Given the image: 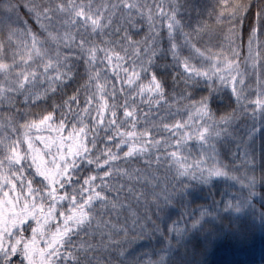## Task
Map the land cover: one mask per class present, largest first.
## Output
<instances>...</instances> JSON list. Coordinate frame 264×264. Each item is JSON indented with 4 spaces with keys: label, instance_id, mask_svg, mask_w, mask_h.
Returning <instances> with one entry per match:
<instances>
[{
    "label": "snow or ice",
    "instance_id": "snow-or-ice-1",
    "mask_svg": "<svg viewBox=\"0 0 264 264\" xmlns=\"http://www.w3.org/2000/svg\"><path fill=\"white\" fill-rule=\"evenodd\" d=\"M182 7L188 6L178 0H28L27 4L0 0V104L8 102L18 112L12 98L22 96L32 108L52 101L39 113H19L23 123L15 116H0V264H103L95 253L119 249L135 239L128 228L118 229L100 218L109 207L113 211L120 207L109 200L107 181L121 174V161L161 150L167 155L156 158L172 161L179 187L157 194L158 211L179 202L193 181L211 185L215 179L236 182L247 190L246 196L229 199L227 209L240 213L252 206L264 175L258 179L245 172V183L226 170L217 145L232 136L238 112L250 116L253 125L241 147L245 167L255 169L251 147L256 134H264V0L194 4L195 20L187 24L180 19ZM21 8L35 17L40 33L21 17ZM250 14L245 58L244 29ZM140 21L147 22L151 35L138 42L132 33ZM165 29L167 49L161 39ZM65 49L77 51L87 61V82L72 95L64 91L73 79ZM169 58L170 66L158 62ZM249 65L253 72L257 66L262 70L257 88L247 83ZM169 79L175 105L168 101ZM179 84L183 88L177 96ZM249 93L255 99H249ZM62 94L66 98L54 100ZM138 102L149 111L140 113ZM233 103L238 106L233 111L223 115L213 111L214 106L223 104L227 109ZM164 108L169 110L167 116L161 115ZM182 114L186 119H177ZM139 126L144 130L138 131ZM154 131L167 137L157 139ZM98 132L105 133L103 149L97 145ZM112 144L116 147H108ZM85 168L104 174L85 179ZM122 174L131 178L127 170ZM208 215L203 211L191 228ZM130 227L135 230L136 224ZM187 231L188 226L171 228L179 237ZM97 233L102 234L99 246L88 240ZM116 235L123 239H115ZM172 244L170 239L169 248ZM155 264H167V255Z\"/></svg>",
    "mask_w": 264,
    "mask_h": 264
},
{
    "label": "trees",
    "instance_id": "trees-1",
    "mask_svg": "<svg viewBox=\"0 0 264 264\" xmlns=\"http://www.w3.org/2000/svg\"><path fill=\"white\" fill-rule=\"evenodd\" d=\"M88 2L108 3L109 0H88ZM111 2L114 3L115 0H111ZM178 2L188 6L180 9V19L187 24L190 20H195L192 5H210L215 3V0H178ZM19 3L27 4L28 0H19ZM197 11H200L199 7H197ZM20 15L28 22L33 31L41 32L35 17H32L26 8L20 9ZM201 19L209 24L212 23L206 16H202ZM252 22L253 16L250 14L244 29L245 42L242 56L245 58L247 57L248 25ZM137 28L138 31L135 30ZM150 35L151 32L146 21H140L137 25H134L132 33L134 40L143 41ZM161 39L163 40L162 46L167 49L166 29L162 31ZM64 55L70 57L68 64L72 66L71 72L73 74V79L67 84L64 91L68 95H72L74 92H80L87 82V61L80 59V53L75 50L65 49ZM158 62L161 65H171L170 58ZM261 71L260 67L257 66L255 72H253L251 65H249L247 81L249 87H258ZM254 74L257 77L256 80L253 79ZM116 83L118 85L119 81H116ZM166 87L168 89L169 104L175 105L176 101L171 98L174 91L171 79H169ZM182 88V84L176 86L175 94L177 96H179ZM125 91H127L126 86ZM204 94L206 95V93ZM62 98L66 97H63L62 94L55 97L54 100L60 101ZM249 99H255V96L249 93ZM51 102L50 100L49 104H40L39 107L32 108L25 105L22 96L15 97L12 98L11 103L18 109V112H14L9 103L5 102L0 104V116H15L17 120L23 123L24 121L20 118L19 113L28 111L39 113L42 108L49 107ZM138 107L140 113L149 111L147 107L139 105V102ZM179 107L182 109L183 105L181 104ZM237 108L238 106L234 103L231 108L227 109L223 104H220L219 108L214 106L213 111L223 115L225 111H233ZM168 111L167 108L162 109L161 115L167 116ZM237 115L239 118L230 129L232 136L222 144L217 145L218 158L227 166L226 170L234 173L247 183L244 176L245 172H249L250 175L254 174L258 179L264 175V166L261 165L262 153H264V134L258 132L251 147V155L254 157L256 164L255 169L246 168L244 165V151L241 145L247 143L248 130L252 128L253 120L246 114L241 115L238 112ZM32 118L35 119L36 117L33 116ZM120 119L123 120L122 115ZM177 119L184 120L186 116L182 114ZM143 120L144 117L141 115V125ZM155 123L158 125L159 120H156ZM255 124L257 128L260 127L258 116ZM143 130L142 126L138 127V131ZM42 134L45 136L52 135L47 132ZM98 134L101 139L97 141V145L98 148L103 149L106 145L101 141L105 133L98 132ZM153 136L159 139L161 136L167 137V133L157 135L154 131ZM108 147L115 148L116 145L112 144ZM197 148L198 145L192 147L193 159L196 158ZM96 154L99 155V153ZM166 155L167 153L161 150L158 153L133 158L127 162L121 161L118 166L121 174L107 181L111 186V190L107 191L106 194L109 200L115 201L120 207L116 211L111 210L109 207L106 213H100V218L105 223L111 221L118 229L128 228L129 235L134 236L135 239L129 244H122L119 249L113 248L107 252L99 251L95 253L97 259L103 260V264H107L108 260L114 261V264H155V261L159 260L161 255H167V264H264V182L256 186L255 191L257 194L253 197L252 206L240 213L227 209L226 204L229 199L239 197L241 194L246 196L247 190H242L240 184L226 179H215L211 185L193 181L191 187L188 188L179 202L173 201L161 212L156 208L157 194L163 193L165 189L171 192L174 188L179 187L174 169L171 167L172 161L157 160L156 158ZM125 170L131 178L122 174ZM103 174V170L97 172L88 168H85L82 173L85 179L88 175L102 176ZM205 210L211 215L205 216L201 224L192 229L190 226L192 220L198 219ZM133 224H136L135 230L130 227ZM173 225L177 228L188 226V231L183 237L174 236L171 232ZM141 226H143V230ZM148 233H150V237ZM101 236V233H97L95 236L89 235L88 240L99 246L102 242ZM81 239L83 240L84 237L82 236ZM115 239L122 240L123 237L116 235ZM170 239L173 240V244L169 248L168 241ZM103 244L107 247V239L103 240ZM119 252H123V256H120ZM90 255L92 254L90 253Z\"/></svg>",
    "mask_w": 264,
    "mask_h": 264
}]
</instances>
